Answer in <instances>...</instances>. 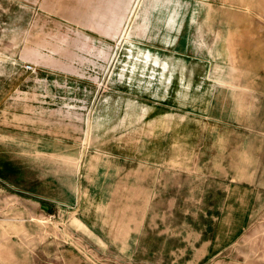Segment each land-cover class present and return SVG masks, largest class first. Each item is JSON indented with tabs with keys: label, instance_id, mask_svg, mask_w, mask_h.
Here are the masks:
<instances>
[{
	"label": "rangeland",
	"instance_id": "rangeland-1",
	"mask_svg": "<svg viewBox=\"0 0 264 264\" xmlns=\"http://www.w3.org/2000/svg\"><path fill=\"white\" fill-rule=\"evenodd\" d=\"M0 264H264V0H0Z\"/></svg>",
	"mask_w": 264,
	"mask_h": 264
}]
</instances>
